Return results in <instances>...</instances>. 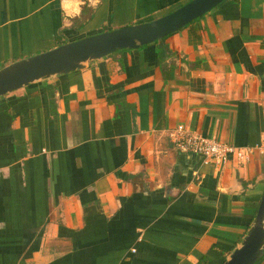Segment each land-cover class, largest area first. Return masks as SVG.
Here are the masks:
<instances>
[{"label": "crops", "instance_id": "0c3cea01", "mask_svg": "<svg viewBox=\"0 0 264 264\" xmlns=\"http://www.w3.org/2000/svg\"><path fill=\"white\" fill-rule=\"evenodd\" d=\"M189 1L0 0V69ZM178 126L238 148L264 138V0H225L161 45L0 98V264H223L264 161L204 165L175 147Z\"/></svg>", "mask_w": 264, "mask_h": 264}, {"label": "water", "instance_id": "95a60500", "mask_svg": "<svg viewBox=\"0 0 264 264\" xmlns=\"http://www.w3.org/2000/svg\"><path fill=\"white\" fill-rule=\"evenodd\" d=\"M225 0H191L151 22L120 28L66 43L0 69V98L52 77L81 70L119 51H133L160 41L203 17ZM264 255V192L253 222L223 264H257Z\"/></svg>", "mask_w": 264, "mask_h": 264}, {"label": "built area", "instance_id": "2783aa9c", "mask_svg": "<svg viewBox=\"0 0 264 264\" xmlns=\"http://www.w3.org/2000/svg\"><path fill=\"white\" fill-rule=\"evenodd\" d=\"M170 137L178 151L200 156L204 165L216 169L223 168L230 161L246 164L253 154L259 155L264 161V138L252 148H238L215 139L201 137L183 126H178L170 133Z\"/></svg>", "mask_w": 264, "mask_h": 264}, {"label": "trees", "instance_id": "16d2710c", "mask_svg": "<svg viewBox=\"0 0 264 264\" xmlns=\"http://www.w3.org/2000/svg\"><path fill=\"white\" fill-rule=\"evenodd\" d=\"M166 38H164V39H162V40H160V41H157V42H155V43H153V44H158V45H161L162 44V42L165 40ZM163 48H165V47H163ZM163 54H164V52L162 51V52H160V56H162L163 57Z\"/></svg>", "mask_w": 264, "mask_h": 264}]
</instances>
